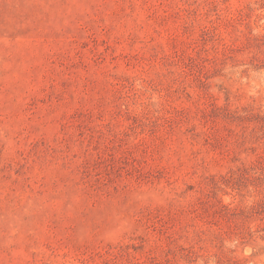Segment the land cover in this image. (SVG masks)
Segmentation results:
<instances>
[{
  "label": "rangeland",
  "instance_id": "374dc122",
  "mask_svg": "<svg viewBox=\"0 0 264 264\" xmlns=\"http://www.w3.org/2000/svg\"><path fill=\"white\" fill-rule=\"evenodd\" d=\"M0 264H264V0H0Z\"/></svg>",
  "mask_w": 264,
  "mask_h": 264
}]
</instances>
